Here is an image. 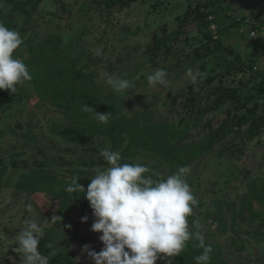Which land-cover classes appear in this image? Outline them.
<instances>
[{
  "label": "rangeland",
  "instance_id": "rangeland-1",
  "mask_svg": "<svg viewBox=\"0 0 264 264\" xmlns=\"http://www.w3.org/2000/svg\"><path fill=\"white\" fill-rule=\"evenodd\" d=\"M69 1L71 3L65 4L68 9L62 10V8H59L56 17L43 11L40 13L39 19L48 15L50 17H47V21L38 25L36 23L27 25L28 29L31 28L32 30L31 37L27 42H23L14 53V56L22 59L29 67L34 76L36 87L31 81H26L17 86L15 93L0 90V100L7 97L12 99V102L10 100L0 106V169L4 168L2 172L4 185L0 192V264H23L22 254L17 253L15 249L19 247L18 234L20 230L26 227L25 221L35 220L43 228L42 236L47 235V231L52 228L48 218L38 211V207L32 203L29 195L15 189L19 174L26 170L23 160L30 164L34 159H48L45 166L43 164L39 165L37 169L53 173L57 179L64 180L67 183L72 182L74 174L79 172V167L83 165L80 162L81 160H78L80 156H83L82 159L93 156L96 159L101 158L97 160L106 162L100 155L102 149L107 148L120 153V148L116 150L110 148L111 143L106 136L96 138V145H99L97 147L98 151H74L69 153L58 147H53L49 140L51 133H49V137L44 135L52 120L65 119L58 111L53 98L58 96L67 97L66 94L58 93V91L64 90V83L61 82L63 77L61 76L67 73L66 68L63 66L64 63L68 62L69 56L58 57L60 59L66 57L61 63L60 60L54 58L53 53L42 55L39 49H35V45L42 43L45 38L61 34V36H65L66 40L62 46H75V41L68 40L69 34L74 33L81 26L86 27V33L83 34L81 39L82 46L85 48L88 46L86 52L92 53L96 63L90 60L91 64L88 67L85 63H80L83 62L85 55L77 56L79 52L71 47V52L74 53V56H77V61L76 58H70L69 62L79 64V74H82L81 78H76L78 75H75L74 67L69 68L67 73L75 77L73 81L75 82L76 94L68 101L73 104L74 113H76V110L83 109L85 104L90 106L89 89L77 86V84L86 83L88 84L87 88L89 87L90 81L85 78L84 71L86 74L88 73L87 70L90 71V69L96 72L95 84L98 97L97 102L92 105L94 110L104 104L102 103L104 102L103 98L109 99L104 96L114 97L116 100L111 99L113 101L121 99L124 105L120 104L122 107L118 106L119 109L122 108L121 110H126V112L130 111L131 116L127 118L131 122L141 121L143 129L146 130L151 125L150 113L163 109L161 113L157 112L155 116H157V120H161L165 124L169 121L168 129L170 134H174V142L179 144L200 142L205 146V153L194 159V162L189 166L190 172L185 174L184 177L185 180H188V184L198 200L193 215L188 217L189 229L195 231L192 238L195 239L197 233H199L204 237L205 243L222 244L224 257L221 260L226 264H264V259L260 263L264 256V162L261 161V157L264 156V143H256L259 135L250 140L244 137L245 133L238 135L236 131L238 125H233L231 121L223 126L220 125L226 117L224 111L227 108H232L233 103L226 102L218 111L204 112L202 115L199 113V108L203 109L216 97H210L206 93L207 76L218 73L223 74L224 68L218 65L216 60L211 59L214 57L209 56L210 58H207L202 57V55L198 57L199 54L193 51L198 42L196 40L199 38V30L194 24L184 27L181 34L176 32L175 17L183 14L188 3H195L199 0H146L145 2L132 0L124 7L123 13L122 10L118 11L115 7L120 5L121 1L115 3L112 9L102 11L98 8L99 2H94V0ZM261 1L227 0L224 1L223 5L229 7L227 11L230 15L246 17L244 23L249 21L250 25L255 24L260 27L259 32L263 36L262 40L258 38V35L251 36L253 32L257 33V30L244 23H242L244 25L241 28L239 27L243 29V32H240L239 28L233 29L231 33L225 34L222 40L224 41L226 37L225 42L234 46L244 60L255 63L260 71H264V3L262 6V3H258ZM253 3H255V6L251 11L250 5ZM116 16H118L117 19ZM106 18H109V20ZM111 18L114 19L111 20ZM27 32L20 33L22 39L25 34H28ZM187 36H190L192 40L185 41ZM243 36L245 38H242ZM154 41L165 51L168 47H172L168 55L165 51L157 55V64L155 65L147 59L146 55V50L153 48ZM249 42H252V44L250 45ZM97 49L101 50L100 55H96ZM148 53L151 57L150 52ZM33 55L40 60L33 63L26 61ZM178 59L183 61L181 67L179 69L172 68ZM47 60L62 66L57 68L59 72L54 67L47 69ZM106 61H110L113 65L112 74L132 81L134 86L127 90L126 94L122 95L114 92L106 83L103 74H111ZM201 65H204V71H200ZM163 67L167 68L169 84L167 87L157 86L156 92L152 93L148 90L147 76ZM188 69L198 70L206 74L202 82L199 83V87H203L204 90L195 93V98L202 101V103L198 102L192 111L186 110V94L190 82L189 77L186 75ZM237 77H227L223 80L227 85L233 86L238 82ZM39 91L44 94L46 99L40 98ZM260 101L261 104L258 106L257 113L261 112L264 115V97ZM172 103H174L173 108L170 107V110L167 111V105ZM244 114L249 117L247 113ZM151 118L153 119V117ZM93 120L91 119V121ZM208 120H212V124L215 126L213 129H208V125H205ZM183 134H185V137L181 140L180 137ZM55 137L53 136V138ZM259 138L264 139V129ZM230 145L231 148L226 149L222 155L218 154V149ZM232 150L233 152H231ZM12 154H20L17 161L12 157ZM62 157L66 158L64 163L58 160ZM93 158H90V160L92 161ZM161 160L164 161V159ZM69 161H71L70 164ZM128 161H130V164L141 163L148 167L149 165L153 167L156 164L154 174L159 179H166L169 175H172L169 173L166 163H157L156 159L140 150L135 155L134 160L129 159ZM13 162H17L20 166H13ZM98 164H89L87 168L102 170L109 166L107 162ZM247 182L248 185L245 186ZM88 184L89 182L85 183L87 186ZM244 188L255 195L247 196V198L241 200ZM29 205L31 206L30 209ZM235 205L241 206V211L238 213V219H241L239 225L241 226L237 225L233 232L237 235L236 240H245L247 244V248L243 251L241 248L240 252V249L235 250L240 247L237 246L238 244L236 248L233 247V241H231L232 244H229L227 234L232 235L231 229L227 228L225 232H218L208 227L209 217H216L212 212L229 214L228 221H236L232 212L236 210ZM205 213L211 214H209V217H205ZM254 214L258 218H248ZM195 218L203 219V224L195 222ZM243 219L246 220L243 221ZM74 220H76L74 213H66L58 221V223L64 224L65 229L61 233L58 232L60 235L55 237L51 235L49 239L52 241L49 249L43 246V254L48 257L49 262L50 259L65 254L69 256V261L76 262L77 259L88 258L90 264H94V261L87 256V253H82L81 249L83 245L88 244L91 249L97 247V251L94 250L99 252L101 247L99 243L102 244L99 236L102 233L92 231V223H88V221H86V225H83L82 230L90 235L86 236L88 238L93 235V241L87 242L85 240L81 243V248L78 249L69 243L65 252L59 250V247L65 244V232L68 229L69 231L74 230V228L70 229L71 227H69L71 224H75ZM190 220H192L191 223ZM221 227L223 229L225 224L223 223ZM78 230L82 231L80 224ZM259 232L261 235L258 234ZM72 234H75V232H72ZM76 254L80 258H76Z\"/></svg>",
  "mask_w": 264,
  "mask_h": 264
},
{
  "label": "trees",
  "instance_id": "trees-1",
  "mask_svg": "<svg viewBox=\"0 0 264 264\" xmlns=\"http://www.w3.org/2000/svg\"><path fill=\"white\" fill-rule=\"evenodd\" d=\"M118 1H121V4L119 6L122 9L126 5H128L132 0H94V2H99V5H104L105 7L110 9L113 5H115V3H118ZM224 1L227 0H199L195 3H188L183 14L177 15L175 17L177 28L176 32L178 34H181L184 27L190 24H194L199 30V35H201L202 39H199L200 44L193 51L199 54L198 57H200V55H202V57L204 56L207 58H210L209 56L214 57L211 59L213 61L216 60L217 64L224 68L223 74L218 73L219 75L211 74L207 76V88L205 89L206 93L210 97H216L213 98L211 102L207 104L203 109L199 108V113L202 115L204 114V112L217 110L226 102H229L230 104L233 103V107L226 110V118L220 125L223 126L224 124L229 123L230 121H234L233 123L235 124V126L236 124L238 125L236 130L237 134L243 135V133H245L246 136L244 135V137L250 140L256 135H260L264 129V115H262L261 113H257L258 106L261 104L260 100H263L264 97V71H260L255 65V63L244 60L243 57H241L240 54L235 50L234 46L226 45L222 40V36L224 34L230 32L233 29H236L241 23L246 21V17L243 18V16H241L237 18L234 15H230L227 11L229 7H225L223 5ZM212 23L216 25V28H211ZM251 26L253 29L260 30V27L255 24H252ZM214 35L216 36L214 37ZM68 40H70V38ZM187 40L191 41L192 39L190 36H187L185 41ZM64 41H66L65 36H57L53 39H46L43 44H37L35 46V49H39L42 52V55L47 53H53V55L55 56L54 58L60 60L61 63H63L64 59L69 56L67 55L64 59L58 58L63 57V55H65L66 53L63 54L62 51L64 49L69 48V46H62V44L65 43ZM155 43L156 42L154 41L153 48H148V52H150L151 55V57L148 56V58H150V61H155L154 63L157 64V55L159 53L164 52L165 49H161L160 46ZM171 48L172 47H168L166 49L165 52L167 55L169 54ZM69 59L68 62L66 64L64 63L63 66L66 68V72L68 73L69 68L74 67V73L75 75H78L76 76V78H81L82 74H79L80 69L78 70L79 65L75 64L76 66H74L75 62L70 63ZM38 60L40 59L35 58L34 56L28 59V61H30L31 63L37 62ZM182 62L183 61H181V59H178L175 64H173L172 68L179 69V67H181ZM53 67L57 72H59V69L57 68H61L62 66H59V64H55L53 61L47 60L46 68L52 69ZM80 67L83 68L82 66ZM203 69H205L204 65L200 66V70L204 71ZM67 73L61 76L63 77L61 82L64 83V90L58 91V93L62 92V94H66L67 97L58 96L53 98L55 105L59 109H61V112L64 116H67V118H65V121L52 120L51 124L47 128V131L44 132V135H46L47 137H49V133H51L49 140L53 144V147H58L64 152L69 153L74 151H98L97 147L99 145H96L95 139L98 137L101 138L102 136H106L110 140V148L112 150L120 148V153L122 154V156L134 160V157L139 150L146 152L151 158L156 159L157 163H166L170 174H174L179 166H190L194 162L195 158H199L202 154L205 153V146L200 142L190 144H179L173 141L174 134H170L168 129L169 121H167V124H165L163 123V121L156 119L157 116L155 115H157V112L161 113L163 110L162 108H160L162 110L156 112L153 111V113H150L151 116L149 115V119L151 125H149L148 129L146 130L143 129L141 121L136 120L135 122H131L130 120L127 121L124 119H120L121 117H112V115L119 114L122 109H119L118 105L120 107L122 106L120 105V103H118V101H113L116 100L114 97L110 98V101H107L105 106L97 110V112L100 113H111V118L107 124L99 122L96 119L91 122L89 120V114L91 113L85 112L82 109H79V111L76 110V113H74L73 104L68 101L71 100L76 94L75 82L73 81L75 77H72ZM91 73L92 72H89V74L84 73L85 78H88V80L90 81L88 88V84L86 83L77 84V86L79 85L80 88H84L87 90L89 89V104L93 102L96 94V84L93 81L94 79L92 80V78L89 76ZM31 75L34 81L33 83L35 84L34 76L32 73ZM236 76H238V82L233 86L227 85L226 82H224L223 80L227 77L235 78ZM216 80L217 83L215 84ZM194 87L197 86H194L191 82H189V86L187 87L188 93L186 94L187 111H192L198 102H202L198 101L195 98V93H200V91H203L204 88L199 87L198 84L199 91H194ZM9 99L1 98L0 106L3 105ZM42 99L46 98L43 96ZM170 105H167V111L170 110V107L173 108L174 104L172 103ZM244 113H247L249 117H247ZM151 117H153V119ZM205 125H208V129L214 128L211 120H208ZM53 136L56 137L53 138ZM184 137L185 134H183L180 139L183 140ZM60 140H63L65 143L61 145ZM257 143L263 144L264 140H258ZM228 148H231V145L223 146L218 149L217 152L219 155H222ZM231 152H233V150ZM18 155L20 154H12V157H14L15 161L18 160ZM82 157L83 156H80L78 160H81L80 162L83 165L79 167V172L74 174V177L80 176L78 183L82 184L84 188L87 189V185H85V183H90V179L96 174L95 169H89L87 168V166L89 164L95 165L99 162H106L97 160L101 158L96 159L93 158V156H88L87 159H82ZM90 158H93V160L91 161ZM65 159V157H62L58 160L61 163H64ZM161 159H164V161H162ZM47 161L48 159H34L30 163V165L28 164L29 162L23 160L26 170L19 174L18 180L15 183V189L16 191L26 192L31 198L32 203H34V205L38 207L37 209L42 214H44V216H46L49 221L63 228V226L60 225L58 221L63 218L66 213H72L75 208H78L80 210L81 217H83L89 212L92 213V209L88 206L89 202L83 196L85 194L83 189L79 190L75 194L69 193L66 191V188L72 182L66 183V181L64 180L61 181L57 179L53 175V173L37 169L39 165L43 164L45 166L47 164ZM70 163L71 161H69V164ZM13 166L19 167L20 165H18L17 162H13ZM148 168L149 172L146 174L151 175L154 178L156 164H154L153 167H150L149 165ZM3 170L4 168L0 169V192L4 185L2 180ZM155 179L159 178L155 177L154 180ZM251 194L253 196L255 195L254 193ZM204 216L208 217L209 214L205 213ZM81 217H78V221H80ZM87 217H89V215H87ZM76 231H78V228H76V230L74 231V236H77L78 238L83 237H79V234L78 232L76 233ZM191 239L186 243V246L184 250L180 253V255L175 256L173 258H158V261H156V263L196 264L195 257L201 254L202 249L199 247V241H197L196 239ZM67 241L69 242V238H67ZM45 242L46 238H40L38 248L42 254ZM99 245H101V250L103 245L100 243ZM208 245H211L213 249L209 264H225V262L221 260V253L219 252L218 248L213 244ZM95 249L97 250V247H95ZM66 250L67 249L63 250V252H65ZM68 257L69 256L65 254L58 255L55 258L50 259L49 264H90L88 258L77 259L76 262H72L68 260ZM76 258L80 257L76 254Z\"/></svg>",
  "mask_w": 264,
  "mask_h": 264
},
{
  "label": "clouds",
  "instance_id": "clouds-1",
  "mask_svg": "<svg viewBox=\"0 0 264 264\" xmlns=\"http://www.w3.org/2000/svg\"><path fill=\"white\" fill-rule=\"evenodd\" d=\"M4 9L0 0V10ZM23 44L18 29L6 27L0 22V90L15 93L17 86L31 81L32 75L25 62L14 56ZM101 50H96L100 55ZM106 83L119 94H126L134 85L129 79L115 74H103ZM163 68L147 76L152 86L167 87L169 80ZM186 75L197 87L205 73L188 69ZM93 112L94 118L107 124L110 112L100 113L88 104L83 109ZM100 155L108 167L97 169L90 179L87 189L74 177L66 191L72 194L84 190V197L89 202L93 216L96 218L91 230L102 233L99 240L103 247L99 252L83 245L82 253L94 261V264H156L157 259L173 258L180 255L186 243L192 238L188 217L193 214L198 200L185 174L189 166H179L177 171L166 179H153L145 174L149 168L141 163H120L119 152L102 149ZM29 209L31 206H28ZM87 215L81 217L87 221ZM26 227L19 231V247L15 251L22 254L23 264H49L47 256L38 248L43 228L35 220L25 221ZM200 255L195 257L196 264H209L213 249L205 243L204 237L197 233ZM163 254V255H161Z\"/></svg>",
  "mask_w": 264,
  "mask_h": 264
},
{
  "label": "flooded vegetation",
  "instance_id": "flooded-vegetation-1",
  "mask_svg": "<svg viewBox=\"0 0 264 264\" xmlns=\"http://www.w3.org/2000/svg\"><path fill=\"white\" fill-rule=\"evenodd\" d=\"M99 1V0H98ZM72 2H74V1H72ZM145 2V1H144ZM3 3H4V9L3 10H0V22H3L4 24H5V26L6 27H9L10 29L11 28H13V29H18L19 30V32L20 33H24L25 31L27 32L28 30H29V32H27L28 34H25L24 36H23V42H27L29 39H30V35H31V28H29L28 29V26L27 25H29V24H35L36 23V25H38V24H40V23H43L44 21H47V17H50V16H48V15H46V17H44V18H41V19H39V16H40V13L41 12H43V11H46V13L47 14H49V15H53L54 17H56L57 16V14H58V10H59V8H62V10H67L68 9V6H65V4H69V3H71V1H64V0H3ZM86 4H87V2H85ZM99 5V4H98ZM115 7H117L116 9H118V11H120V10H122V13L124 12L123 11V9L124 8H120V6L118 5V6H115ZM99 9H100V11H102V10H104V9H107V10H110V8H107V7H105L104 5H99V7H98ZM111 9H112V7H111ZM104 16V15H103ZM117 17L118 16H116V19H117ZM115 18V17H114ZM114 18H111V20L112 19H114ZM107 20H109V18H106ZM20 26V27H19ZM22 26H24V27H22ZM25 26H26V28H25ZM211 28L212 29H214V27H213V25H211ZM28 29V30H27ZM37 32V31H36ZM79 32H81V33H79ZM86 33V27H82L81 26V28H78L74 33H71V34H69V38H70V40L71 41H75V46H73V45H69V48L68 49H64L63 51H62V53L64 54V53H66L65 55H69V57L70 58H76V61H77V56H79V55H85V58H83V62L81 61L80 63H85L86 65H87V67L91 64V61H93V62H95V60L93 59V55H92V53H88V52H86V49L88 48V46H86L87 48H85L84 46H82L83 44H82V42H81V39H82V36H83V34H85ZM72 35V36H71ZM57 36H61V34H59V35H57ZM57 36H54V37H50V38H45L44 40H43V42L46 40V39H53V38H55V37H57ZM74 36V37H73ZM216 35H214V37H215ZM68 38V39H69ZM26 39V40H25ZM199 39H202V37H201V35H199V38L196 40V41H198L197 43H196V47H198L199 46V44H200V42H199ZM69 40V41H70ZM86 41V40H85ZM43 42L42 43H40V44H43ZM36 46V45H35ZM34 47V46H33ZM32 47V48H33ZM71 47H73V49L74 50H77L79 53H78V55L77 56H74V53L73 52H71ZM195 47V48H196ZM32 48H31V51H32ZM146 55H147V59H149L150 60V58H148V56H149V53H148V50H146ZM34 56V55H33ZM32 56V57H33ZM36 56V55H35ZM30 59V58H29ZM91 60V61H90ZM28 61V60H27ZM107 62V66H108V69L110 70V73L112 74V71H113V65L111 64V62L110 61H106ZM150 62H152V61H150ZM155 62V61H154ZM154 62H152L153 63V65H155V63ZM157 62V61H156ZM88 63V64H87ZM96 63V62H95ZM75 64H77L76 62L74 63V65ZM79 65V64H78ZM93 66V65H92ZM201 66H203V65H201ZM96 69H98L97 67H95ZM163 69H165L166 70V72H167V68H165V67H163ZM201 71V70H200ZM87 74H89V72H92L89 76L92 78V80L95 82V74H96V72L93 70V69H90V71L89 70H87ZM84 73H85V71H84ZM168 76H169V74H168ZM31 82H32V84L36 87V85L33 83L34 81H33V79H31ZM38 89V88H37ZM96 90H97V88H96ZM148 90L149 91H151L152 93L153 92H156V90H157V86H152V85H149L148 84ZM95 97H94V99L95 98H97L98 97V94H97V92L95 91ZM39 95H40V98H43V96H44V94L43 93H41L40 91H39ZM7 99H9V97H7ZM11 100V101H10ZM12 102V99L10 98L9 100H7L6 102ZM102 103H104V102H102ZM118 103H120V104H122V101H121V99H119L118 100ZM202 103V102H201ZM94 104V102L93 103H91V107H92V105ZM105 104V103H104ZM104 104H102L101 106H99L95 111H97L98 109H101L103 106H105ZM174 104V103H173ZM229 104V103H228ZM124 105V103L122 104V106ZM176 105V104H175ZM119 106V105H118ZM222 107V106H221ZM220 107V108H221ZM7 108H8V106H7ZM58 108V107H57ZM219 108V109H220ZM124 109V108H123ZM219 109H217V110H214V111H218ZM156 110H159V109H156ZM226 110H228V108L226 109ZM58 111L60 112V114L62 115V116H64L63 115V113L61 112V109H59L58 108ZM130 111H127L126 112V110H121L120 111V113L119 114H117V115H112V117L113 118H117V117H121L120 119H124V120H127V121H129V117L131 116V114L129 113ZM88 113H91V114H89L90 116H89V120L91 121V119H95L94 118V113L93 112H88ZM261 113V112H260ZM144 116V115H143ZM128 117V118H127ZM64 118H67V116H64ZM66 119H64V120H58V121H65ZM94 121V120H93ZM93 121H91V122H93ZM211 122H212V120H211ZM234 122V121H233ZM232 122V123H233ZM51 124V123H50ZM228 124V123H227ZM233 125H235L234 123H233ZM214 126V125H213ZM215 127V126H214ZM262 133H263V131H262ZM262 133L259 135V137L262 135ZM257 138V140H256V143H257V141L258 140H264L263 138ZM100 137H98L97 139H99ZM96 140V139H95ZM60 142H61V145L63 144V143H65L63 140L61 141L60 140ZM257 144H259V143H257ZM121 154V153H120ZM203 155V154H202ZM121 157H122V159H121V161L123 162V163H130V161H128L129 159H131V158H127V157H124V156H122V154H121ZM132 160V159H131ZM120 161V162H121ZM121 162V163H122ZM99 164H100V162H99ZM245 175V174H244ZM245 177H247L246 175H245ZM245 180H247L246 178H244ZM229 180V179H228ZM186 182L187 183H189L188 182V180H186ZM227 182V181H226ZM248 185V182L245 184V186H247ZM244 186V187H245ZM251 192L250 191H248L247 189H243V197L241 198V200L242 199H244V198H247V196L248 197H251ZM89 206V205H88ZM88 206H86V207H88ZM236 206V210L235 211H232L233 212V216H234V218H236V221H233V222H230V221H228V216H229V214H221V212H212V213H214V215L216 216L215 218H213V217H209V223H208V227L209 228H211V229H213V230H216V231H218V232H220V231H226V229L228 228L229 230L231 229V232H232V235H230V234H227L228 235V238H229V244H232V242L231 241H233V247H235L236 248V245L237 246H240V247H238V248H236L235 250H237V249H240L239 250V252L241 251V248H242V251L243 250H245L246 248H247V244H246V242H245V240H236V233H234L233 231H235V228H236V226L237 225H239V224H241L240 222V220L241 219H238V213H239V211H241V206L240 205H235ZM90 207V206H89ZM39 211V210H38ZM72 213H74L75 214V219L76 220H74L75 221V224H71L69 227H71L70 229H73L74 228V230H72V231H69V229H68V231L67 232H65V234H64V242H65V244L64 245H62V247H59V250H61V251H63V250H65V249H67V247H68V244L69 243H71V245L72 246H75L77 249L78 248H81L80 246H81V243L82 242H85V240H87V242H89V241H93V238H94V236L92 235L91 237H87V238H82V237H80V233L82 232V231H79L78 230V234H79V237L81 238H78L77 236H75L74 237V235L72 234V232H74L75 230H76V228H78V226H79V224H80V226H83V225H86L87 224V222L86 221H84V222H82V220L80 219V221H78V217H81V213H80V210L78 209V208H75L73 211H72ZM42 214V213H41ZM209 214H211V213H209ZM87 215H89V217H88V219H87V221H88V223H93L94 222V220L96 219L94 216H93V213H91V212H89ZM193 215V214H192ZM256 216H255V214L254 215H251V216H249L248 218H255ZM248 218H246V219H248ZM256 218H258V217H256ZM246 219H243V221L244 220H246ZM72 220V219H71ZM48 221H49V219H48ZM50 222V224L52 225V228L50 229V230H48L47 231V235H43L41 238H46V242H45V247H47L48 249H49V246H50V244H51V239H49L50 237H51V235H53V237H55L56 235H60L58 232H60L61 233V231H63L65 228H64V224H61V223H59L60 225H62L63 226V228L62 227H60V226H58V225H55L54 223H52L51 221H49ZM192 222V220H190V223ZM195 222H197L198 224H203V219H200V218H195ZM222 223V224H221ZM223 223L225 224V227H223V229H222V225H223ZM238 223V224H237ZM216 225V226H215ZM233 225H235L234 227H233ZM239 226H241V225H239ZM203 228V227H202ZM190 230V232H192L193 230L192 229H189ZM258 230V229H257ZM52 231V232H51ZM57 232V233H56ZM195 231H193L192 232V234L194 233ZM56 233V234H55ZM259 235H261V233L259 232L258 233ZM67 238H69V242L67 241ZM194 239V238H193ZM197 241H199V239L196 237L195 238ZM206 244H213V245H215L217 248H218V250H219V252L221 253V258L222 257H224V255H223V249H222V244H218V243H206ZM94 249H95V247H94ZM97 251V250H96ZM264 259V256H263V258L260 260V263H261V261ZM158 261V260H157ZM157 264V263H156ZM225 264H226V262H225Z\"/></svg>",
  "mask_w": 264,
  "mask_h": 264
},
{
  "label": "crops",
  "instance_id": "crops-1",
  "mask_svg": "<svg viewBox=\"0 0 264 264\" xmlns=\"http://www.w3.org/2000/svg\"><path fill=\"white\" fill-rule=\"evenodd\" d=\"M251 1H252V0H251ZM253 1H254V0H253ZM258 3H262V4H261V6H262L263 3H264V0H262L261 2H258ZM254 6H255V3H253V4L250 5L251 10L254 9ZM257 7H258V6H257ZM248 22H249V21H248ZM248 22L246 23V25H250ZM250 23H251V22H250ZM247 28H248V27H247ZM247 28H245V30H247ZM252 29H253V28H252ZM254 30H256V29H254ZM260 30H261V29H260ZM260 30H257V31H256L257 33H253L252 35H251V31H250V35H251V36H256V35H258V38H259L260 40H262L261 38H263V36H262V35L260 34V32H259ZM240 32H243V29H242V31H241V29H240ZM229 33H231V31L228 32V33H226V35L229 34ZM224 35H225V34H224ZM224 35H223V36H224ZM223 36H222V37H223ZM261 36H262V37H261ZM242 38H245V36H243ZM225 40H226V37L224 38V43H225L226 45H230V44H228L227 42H225ZM249 43H250V45L252 44V42H249ZM250 45H247V46L249 47ZM247 46H246V47H247ZM255 65H256V64H255ZM104 97H107V98H109V99L111 98L110 96H109V97H108V96H104ZM109 99H106V98L104 99V98H103L104 103L106 104L107 101H110ZM95 100H96V101H95ZM93 102H94V103L97 102V98H95V99L93 100ZM93 102H92V103H93ZM90 107H91V104H90ZM89 112H90V111H89ZM80 227H81V230H82L83 226H80ZM210 229H211V228H210ZM211 230H212V229H211ZM80 236H83L82 238H87L86 236H90V235L86 234V232H84V230H82V232L80 233ZM74 237H75V236H74Z\"/></svg>",
  "mask_w": 264,
  "mask_h": 264
},
{
  "label": "water",
  "instance_id": "water-1",
  "mask_svg": "<svg viewBox=\"0 0 264 264\" xmlns=\"http://www.w3.org/2000/svg\"><path fill=\"white\" fill-rule=\"evenodd\" d=\"M236 17H237V16H236ZM210 18H211V17H210ZM237 18H238V17H237ZM243 23H244V22H243ZM246 23H247V22H246ZM246 23H244V24H246ZM244 24L241 23L236 29H238L239 27L241 28V26L244 25ZM212 25H213L214 28H216V25H215L214 23H212ZM250 26H251V25H250ZM240 28H239V29H240ZM241 30H242V29H241ZM182 31H183V30H182ZM224 112H225V116H226V110H225ZM225 118H226V117H225ZM225 118L221 121V123L225 120ZM243 126H244V125H243ZM244 127H245V126H244ZM234 132H235V131H234ZM261 144H262V143H261ZM261 161L264 162V156L261 157ZM247 171H249V170H247ZM39 212H40V211H39ZM40 213H41V212H40Z\"/></svg>",
  "mask_w": 264,
  "mask_h": 264
},
{
  "label": "built area",
  "instance_id": "built-area-1",
  "mask_svg": "<svg viewBox=\"0 0 264 264\" xmlns=\"http://www.w3.org/2000/svg\"><path fill=\"white\" fill-rule=\"evenodd\" d=\"M253 33H254V32H253ZM253 33H252V34H253Z\"/></svg>",
  "mask_w": 264,
  "mask_h": 264
}]
</instances>
